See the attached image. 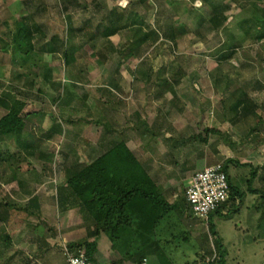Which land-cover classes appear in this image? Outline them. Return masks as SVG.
<instances>
[{
    "label": "rangeland",
    "instance_id": "374dc122",
    "mask_svg": "<svg viewBox=\"0 0 264 264\" xmlns=\"http://www.w3.org/2000/svg\"><path fill=\"white\" fill-rule=\"evenodd\" d=\"M263 12L264 0H0V118L10 107L18 113L19 105L20 114L30 115L45 104L48 115L37 120L52 119L46 127L28 119L22 137H0V264H32L34 248L42 246L53 247L50 264H64L66 249L88 241L74 196L52 180L48 193L19 185L10 164L54 171L64 160L71 164V144L65 140L71 134L60 123L70 114L62 103L97 98L93 91L114 86L120 70L130 73L129 82H123L133 89L121 101L132 98L135 105L124 108L127 118L117 121L113 133L136 138L134 156L151 170L145 179L148 198L138 210L139 237L128 238L131 264L143 257L150 264H208L218 247L225 264H264V166L250 186L255 170L239 164L264 160ZM122 18L130 26H121L116 37L106 36L105 29L123 24ZM72 19L83 27L89 21L91 29L66 30ZM19 21L42 26L47 39L35 50L51 70L24 64V52L12 40ZM90 34H96L91 43ZM67 37L82 50L66 66ZM86 68L96 77H86ZM143 103L152 112L144 125ZM56 123L66 132L48 137L45 128ZM91 129L99 135L98 128ZM21 138L30 147H19ZM77 144L74 152L81 155ZM219 163L226 164L240 195L235 207L225 205L202 219L186 204V191L197 170ZM127 173L129 182L142 176L136 164ZM154 192L162 201H174L173 209L153 200ZM64 200L67 211L60 205Z\"/></svg>",
    "mask_w": 264,
    "mask_h": 264
},
{
    "label": "crops",
    "instance_id": "0c3cea01",
    "mask_svg": "<svg viewBox=\"0 0 264 264\" xmlns=\"http://www.w3.org/2000/svg\"><path fill=\"white\" fill-rule=\"evenodd\" d=\"M78 24L79 23H75L74 20L72 19L71 21H69V23L66 22L65 29L71 30V27L73 30L82 29L84 27L87 29H91L89 21H87V24L84 27H83V25H78ZM18 25H19V22L16 25L15 31L13 30L14 32H17ZM118 25L119 26L116 28L118 30H121L122 27L124 26V23L121 25L120 24H118ZM28 26L31 28V30L33 32H35V33H33V36H32L33 41L35 43V41H37V39L40 38L39 35L36 33V31H37L38 27H40V30L43 31L42 26H39L38 24H35V23H34V25L28 24ZM112 28L116 29L115 27H112ZM116 36H118V35L114 34V37H116ZM111 37H113V36H111ZM35 58L41 59L42 62L41 61L37 62L39 65L38 67L37 66L32 67L31 65H29V67L34 68V69H39V70H42V68L43 69L48 68L51 70V68H49L46 65L47 63H45V61L43 60L41 55H38V57H35ZM42 63L44 65H46V68L42 66ZM64 64H65V62H64ZM25 65H27V64H25ZM86 72H87V74L85 75L86 77H89V78L96 77L95 73L90 71V70H87V68H86ZM102 73L105 74L106 77L111 75L110 72H107V73L102 72ZM119 73L120 74L117 75L118 81L115 83L114 86L101 85L96 90H94V91L91 90L93 92H97V94H98L97 98L93 97L91 99L87 96H84L80 103L78 101L76 102L75 100H72V99L66 100L64 103H62L63 106H66L63 111H65L66 114H67V112L70 114V115H64V116L62 115L64 118L60 119V123L62 125L66 124L67 130L71 134L70 140H68L66 138H65V140H67L68 145L71 144V145H69V148H68L70 150V151H68L69 152L68 154H70L69 157L70 156L73 157V159H72L73 162L71 164H69L66 160H64L63 165H61L60 168L55 169V171L53 168H51L49 166H45V165H43L42 170H39L38 166H33L31 168L24 169V167L22 165L14 166L13 164H10V166H12L10 168L12 173H13L12 178L13 179L18 178L17 183L19 185L23 186V183L27 184L28 186L33 185L32 186L33 188L37 187V191L42 190V191H46L48 193L49 192L48 186L53 181V182H56V184H59L60 186H62V188L60 189L61 191L66 190L68 195H70V193H69L70 191H68V181L71 178H73L76 174H78L80 171L89 167L90 164L93 163L99 156L103 155V152L106 151L104 149V147L105 146L108 147L111 144V142H115L116 140L119 139L120 142H123L125 145L127 144L128 148L131 150V152L134 149L136 150V148L139 150L138 144L135 146L134 141L136 138L131 139L129 137V135L126 133L119 136L120 138H118V137H116L117 135L115 133H113L114 127L116 126L117 121H119V119H121V118L124 120L127 118V113H125V112H127V110H125L124 108H127V106H131V104L134 103L132 101V98H131V101H127L126 104H124L123 101H121L123 99V96L128 95L131 91H133V89H129L128 86H124L125 84L123 82V78L125 80H128V79L130 80V77H131L130 73L126 70H124V71L120 70ZM100 76H102V75H100ZM129 80H128V82H129ZM88 91H90V90H88ZM39 92L43 93V90L40 91V89H39ZM134 101H136V98L134 99ZM40 104H42V103H40ZM133 105H135V104H133ZM41 106H43L44 108L41 109L40 106H37V109L33 110V112H30V115L26 119H24L21 116V115L24 116V114H20V116L24 120V124H26V122H27L26 120H28V119L31 120V118H32L34 123L37 122V123H39V125L44 124V127H46V124H48L50 121H52V119L44 118L43 119L44 123H43L41 121L42 118H40L39 122H38L37 119L39 117H41L42 114L45 115V117L48 115V113H46V110H47L46 106L47 105L43 104ZM142 106H143L141 108L143 110L142 113L139 111L141 113V121L140 122L142 125H144L145 124L144 121H147V124H148V121H149L148 114L151 115L152 112H150L151 109L147 105L145 106L144 103L142 104ZM11 109H13V108L10 107V110L8 112H10ZM17 109L19 112V110H20L19 105H18ZM134 117L135 116H133V118ZM50 118H51V116H50ZM70 127L73 128V130H74L73 132L70 131L71 130ZM91 128H98L99 129V135H95L96 130H93ZM63 129H64V127H62L61 125L56 123L55 125H52V127H50V128L48 127V129L45 128V131L47 132V136L51 137L55 134L60 135L64 131ZM65 132H66V129H65L64 133ZM20 136L22 137V133L20 134ZM113 138H114V140H113ZM76 143H80V145L78 146V144H77V146L80 147L79 150L82 153L81 155H79V153H77L78 151L76 149ZM131 143L135 147H133L131 145ZM83 148H84V151H83ZM74 151H77V152H74ZM132 153L134 155H136V151H133ZM75 155H76V157H74ZM69 157H67V158H69ZM250 164H252V166L254 168H257V170H259V169L262 170V167H260V166H264V160L262 162L257 160V163L250 161ZM143 169L148 174L151 171V170H149V168H146L144 166H143ZM199 170H201V169H199ZM199 170H197V171H199ZM151 173L154 175V172H151ZM153 178H156V177H153ZM257 179H258V176H256L254 182H256ZM163 180H164V178H163ZM164 183H165V181H164ZM167 183H169V182H167ZM70 197H71V195H70ZM177 202H180V201H177ZM185 202H186V199H185ZM63 203H67L66 200H64ZM166 203H168V205L172 206L175 202L174 201L170 202V201L166 200ZM186 204H187V202H186ZM65 211H67V207L65 208ZM138 215L139 214L137 212L133 213V215H131V223L132 224H129L127 226L120 228L116 234H114L112 230H108V231L102 230V228H101L102 226H100V232L98 234L99 227L97 228V224H95L92 215L89 213V211L86 208L80 210V218H79L78 222L81 224L80 227H82V230H83V234H84L83 238H85V236L88 237V241L85 240L83 242L87 241L89 243H91V242L97 243L96 251L93 254V260L95 261L96 264H131L132 263L131 257L128 258L129 254H126V253H128V251L130 249V246L128 244V238L131 240L130 242H132L134 238L139 237L138 227L136 225L139 221ZM169 216H171L170 213L167 214V217H169ZM67 217H69V215H67ZM63 220L65 221V223H68L69 218L68 219L64 218ZM70 228H71V226L68 227V229H70ZM131 246H132V244H131ZM37 249H39V248L38 247L34 248V253L37 255H35L34 259H32V261H31L32 264H33V262L35 264H50L49 261L51 259L48 255H49V253H51V250H53V247L42 246V247H40V251H36ZM29 258L31 259L32 257H29ZM64 264H66V261Z\"/></svg>",
    "mask_w": 264,
    "mask_h": 264
},
{
    "label": "trees",
    "instance_id": "16d2710c",
    "mask_svg": "<svg viewBox=\"0 0 264 264\" xmlns=\"http://www.w3.org/2000/svg\"><path fill=\"white\" fill-rule=\"evenodd\" d=\"M170 3L173 4L172 2ZM255 4L259 6L257 3ZM123 18L120 19L119 22L124 21L125 27H129L130 25L128 24H130V21L124 20ZM17 30V32H14L12 30V32H14L12 40L18 42L20 52H24L23 61L25 62V64H29L32 67H38L39 65L37 62H42V60L35 58L38 57V52L37 50H35V45H37L38 41L40 42L47 39L45 34L40 30V27H38L36 33L39 35L40 38L37 39V42L34 43L32 36L35 32L31 30L27 22L19 21ZM118 31V29H112L111 31H109V29H105V32L107 33L106 36L114 35ZM86 36V38L90 40V43L95 41L96 34H90ZM64 41L65 43L63 44V58L65 65L67 66L70 65L73 60H75L74 58H76L77 53L82 50V47H73L72 45H70L69 37H67ZM88 55L92 56L93 54ZM227 57L225 56L224 58ZM42 66L46 68V65H44L43 63ZM21 116L24 118V116L28 117L29 115L24 114V116ZM21 116L20 113H17L15 109H11V111L8 112L7 115L1 117L0 137L15 136L16 138H18L22 132L21 128L25 126L24 120ZM207 131L211 132L209 130ZM18 144L19 147H21L22 149L24 147H30V145L24 142L22 138L20 143ZM111 156L114 158V161L109 158ZM19 157L17 159L20 160ZM23 160L26 159L23 158ZM134 164H136L139 169H141L142 176L138 177V180H130V182L133 183V187L130 191H127L129 188L127 186L128 184H130L129 175L127 172H129L130 169L134 168ZM239 164H241L242 166H251V168L255 170L252 173V177L249 181V185L252 186V182H254L258 173L257 168H254L250 163ZM223 165L225 171L226 164L224 163ZM226 174L230 185V199L226 205L229 204L230 207L233 208L236 206L237 203V199H235V197L237 195L239 196L240 194L237 192V190H235L227 172ZM145 179L146 172L144 171L142 164L136 159L130 149L123 142H113L112 147L108 151H106L103 155L99 156L93 163L90 164L89 167L80 171L68 181V191H70L69 193L71 196H74L77 199L78 202L76 204L78 205V207H81L82 209L86 208L92 215L95 224H97V228L99 227L98 234L100 232V226H102V230H112L113 233L116 234L120 228L132 224L131 215L136 212L138 213L139 205L141 201L143 202L144 199L143 197L148 198L145 192ZM155 192L153 200H158V203L161 202L166 209L171 211L173 207L168 205V203H166L165 201H162L160 199V196ZM252 192H257V190H252ZM65 204L66 203H63V201H60L62 209L67 207V205ZM131 206H133L132 212L130 211L132 208ZM219 210L220 209H218V211ZM96 247V242L89 243L86 241L74 244L72 246V249L74 248L75 250H77L79 248H85L87 255L95 263V261L93 260V254L96 251ZM217 252V259L212 264H225L224 256L222 254L223 251L221 250V248L218 247Z\"/></svg>",
    "mask_w": 264,
    "mask_h": 264
},
{
    "label": "built area",
    "instance_id": "2783aa9c",
    "mask_svg": "<svg viewBox=\"0 0 264 264\" xmlns=\"http://www.w3.org/2000/svg\"><path fill=\"white\" fill-rule=\"evenodd\" d=\"M120 6L123 7L121 2ZM230 199V185L224 171L223 163L210 165L194 173L186 191V202L193 214L202 219H208L209 215L225 206ZM216 252V251H215ZM66 264H95L87 255L85 248L75 251L66 249ZM217 259V252L211 261ZM140 264H150L144 257Z\"/></svg>",
    "mask_w": 264,
    "mask_h": 264
}]
</instances>
